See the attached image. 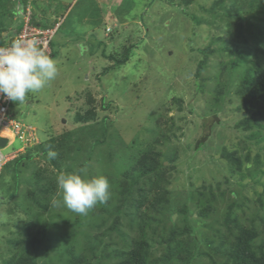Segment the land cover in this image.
<instances>
[{"label": "trees", "instance_id": "16d2710c", "mask_svg": "<svg viewBox=\"0 0 264 264\" xmlns=\"http://www.w3.org/2000/svg\"><path fill=\"white\" fill-rule=\"evenodd\" d=\"M180 1L181 5L189 7L196 0ZM30 3V0H0V45L22 29L23 21L15 26V31L9 30L18 13L17 7L26 10ZM207 11L226 24V28H222L215 19L206 21L228 34L218 37L225 45L222 50L238 56L230 62V67L221 63L223 69H220L213 91L214 109L217 110L227 98L230 103L238 98L235 111L243 113L244 117L235 128L250 132L245 135V140L241 137V148L221 147V158L226 161L223 179L216 182L203 180L199 185L192 183L186 200L178 203L173 200L170 187L179 169L183 126L178 124L179 116L170 115V112L175 108L179 113L185 110L183 96H174L169 111L157 118L158 131L156 128L151 130L152 139L146 143L135 140L132 154L126 155L110 149L116 141L123 142V139L117 132L111 133L107 117L99 125L95 98L88 91V102L92 106L76 113L75 123L80 124L79 129L40 135L41 142L26 148L4 167L14 176L30 171V177L24 180L27 189L23 195L32 206L26 208L25 231L12 232L18 236L7 240L11 245L10 256L0 264H39L41 248L46 253L53 251L49 264H94L95 261L97 264H264V0H215ZM191 17L199 25L205 22L197 14L192 13ZM49 22L50 19L45 17L33 16L32 19V24L45 29L49 28ZM232 39L238 41L237 45H230ZM250 41L253 48L248 46ZM132 46L121 45L108 55L104 51V56L113 62L109 68L126 64ZM51 47L50 57L55 53L53 41ZM201 52L203 58L196 75L201 79L199 90L204 91L203 70L215 49L207 46ZM225 65L231 72L226 80L222 78ZM241 66L244 68L239 71ZM110 69L107 68L104 75ZM95 131L98 132L93 136ZM209 135L206 132L197 141V148ZM92 137L94 142L89 141ZM103 144L109 146L104 157L113 164L112 173L104 175L110 182V199L98 205V212L90 210L87 215H78L73 220L56 215L64 219L65 230L58 233L50 245L44 246L50 241L47 235L52 224L43 219L42 214L51 208L53 196L59 193L57 176L79 170L85 163L90 165L95 146ZM50 152H55L56 156L50 158ZM97 155L99 160L103 152ZM80 156L83 159L78 162ZM37 157L45 162V166L39 165L41 162ZM116 166L124 169L115 172ZM2 176L3 172L1 179ZM261 186L263 191L259 192L257 188ZM246 190L254 191V196ZM58 200L62 201V195ZM18 207L22 208L16 204L11 209L13 214ZM33 211L39 214L30 215ZM175 214L177 219L173 218ZM93 217L100 221L92 223ZM110 218L112 224L106 234L115 232L117 240L110 235L111 239L104 241L100 234L85 231L86 226L94 224L101 229ZM1 225L17 227L16 223L2 222ZM26 236L30 238V247L23 246L28 240Z\"/></svg>", "mask_w": 264, "mask_h": 264}, {"label": "rangeland", "instance_id": "374dc122", "mask_svg": "<svg viewBox=\"0 0 264 264\" xmlns=\"http://www.w3.org/2000/svg\"><path fill=\"white\" fill-rule=\"evenodd\" d=\"M30 1L32 3L28 4L26 10L21 6L17 7L18 13L9 30L15 31V26L22 21L32 22L33 16L50 19L51 28L58 23L53 38L55 53L52 58L57 62L59 73L41 92L30 93L23 103H13L11 112L14 117L33 127L32 135L36 136V141L33 138L35 136H29L28 147L41 142L42 134H61L67 130L79 129L80 124L75 123V115L92 106L87 97V92L90 91L95 98L99 125L107 117L111 133L117 132L123 139V142L116 141L110 149L117 150L119 154L125 152L126 155H131L135 140L146 143L152 139L151 130L156 128L158 131L157 118L169 111L171 99L183 96L185 110L179 113L175 108L170 112V115L179 116L178 124L183 126V134L178 133L182 149L179 169L170 187L173 200L177 203L186 200L192 183L199 185L203 180L216 182L223 179L226 161L221 158V147L241 148V137L245 140V135L250 132L235 128L236 123L244 117L243 113L235 111L239 104L238 98L231 103L227 98L217 110L213 106V91L220 69H223L221 63L229 65L231 61L238 59V56L222 50L225 45L218 37H226L228 34L206 22L215 19L207 11L215 0H196L189 7L181 5L180 0ZM192 13L205 22L197 24L191 17ZM215 20L217 25L226 28L225 22L220 18ZM230 43L231 46L237 45L238 41L232 39ZM131 44L130 60L119 68L110 69L113 62L104 53L108 55L121 45ZM207 46H212L215 52L209 55L208 65L203 70L202 78L205 79L206 87L204 91H200L201 79L196 72L203 58L201 50ZM248 46L253 48V42L250 41ZM227 65L222 77L225 80L231 76ZM107 68L110 70L104 75ZM243 68L241 66L239 71ZM262 122L264 123V118ZM80 131L82 132L78 130ZM206 132L210 133L209 137L197 148V141ZM89 141L94 142L95 138L92 137ZM252 144L250 143L251 146ZM25 146V141L18 137L10 139L3 149L6 153H12ZM108 148L107 144L95 146L90 165L85 163L84 166L88 177L112 173L113 164L104 157ZM252 149L255 150L256 147L252 146ZM102 152V158L97 160V154ZM82 159L80 156L78 162ZM37 160L41 162L39 165L45 166V162L39 157ZM120 169L123 170L124 167L121 166ZM120 169L116 166L113 171ZM29 177L30 171L14 176L6 168L2 179L0 178V223L17 224L14 228L0 226V263L10 256L11 245L7 240L16 238L25 231V213L28 214L26 208L32 206L23 195L27 189L24 180ZM257 189L259 192L263 191L262 186ZM246 193L251 196L255 194L252 190ZM60 195L57 192L53 196L51 208L42 214L43 219H48L52 224L47 235L50 241H46L44 246L50 245L57 234L65 230L64 219L56 215L70 220L80 216L67 207L63 208L61 203H53ZM113 203H116L115 200ZM16 204H20L22 208L18 207L13 214L11 209ZM97 208L98 206L91 211L96 213ZM22 209L25 210L24 213L21 212ZM33 213L39 214L33 211L30 215ZM173 218L177 219L178 215L175 214ZM99 221L95 217L91 219L92 223ZM111 224L110 218L101 229H97L94 224L86 226L85 231L92 235L100 234L104 241H109L110 235L117 240L115 232L106 234ZM13 231L19 233L12 235ZM26 237L28 240L23 246L30 247V238ZM52 252L46 253L41 248L39 264H49ZM93 263L97 264L96 261Z\"/></svg>", "mask_w": 264, "mask_h": 264}, {"label": "clouds", "instance_id": "9594fccd", "mask_svg": "<svg viewBox=\"0 0 264 264\" xmlns=\"http://www.w3.org/2000/svg\"><path fill=\"white\" fill-rule=\"evenodd\" d=\"M58 73L56 60L46 54L36 37L19 36L8 47L0 48V96L11 101L25 102L30 93H39L49 86ZM26 148L12 152L17 153L13 159ZM49 156L54 158L56 153L50 152ZM56 182L62 201L53 203H62L80 215H87L111 196L109 179L104 175L88 177L84 167L59 174Z\"/></svg>", "mask_w": 264, "mask_h": 264}, {"label": "built area", "instance_id": "2783aa9c", "mask_svg": "<svg viewBox=\"0 0 264 264\" xmlns=\"http://www.w3.org/2000/svg\"><path fill=\"white\" fill-rule=\"evenodd\" d=\"M56 25L57 26L54 28L49 27L45 29L39 25H34L30 20H27L21 31L7 37L5 43L0 45V48L8 47L11 42L19 36L28 38L36 37L40 41V45L46 54H50L52 52L51 43L57 32L59 24L57 23ZM13 103L14 101H11L4 96H0V139H6L8 144L10 139L13 140L20 137L25 141L26 146L24 148H26L28 146L29 136H35L32 135L33 127L32 125L14 117L11 112ZM33 138L36 141V136ZM16 155L17 153L10 154L4 152L3 146L0 144V178L6 164Z\"/></svg>", "mask_w": 264, "mask_h": 264}, {"label": "water", "instance_id": "95a60500", "mask_svg": "<svg viewBox=\"0 0 264 264\" xmlns=\"http://www.w3.org/2000/svg\"><path fill=\"white\" fill-rule=\"evenodd\" d=\"M0 144L2 146H5L6 145V139H0Z\"/></svg>", "mask_w": 264, "mask_h": 264}]
</instances>
